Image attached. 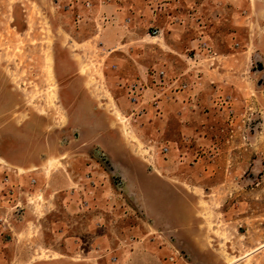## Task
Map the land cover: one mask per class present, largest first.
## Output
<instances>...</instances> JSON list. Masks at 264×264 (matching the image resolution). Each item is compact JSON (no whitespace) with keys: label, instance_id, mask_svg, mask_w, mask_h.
Masks as SVG:
<instances>
[{"label":"rangeland","instance_id":"374dc122","mask_svg":"<svg viewBox=\"0 0 264 264\" xmlns=\"http://www.w3.org/2000/svg\"><path fill=\"white\" fill-rule=\"evenodd\" d=\"M216 3L220 15L206 30L214 62L197 50L188 62L148 56L147 70L164 67L178 75L189 69L190 78L199 73L205 81L193 104L192 136L177 141L178 151L162 155L160 145L139 137L133 118L126 119L135 110L116 82L130 81L103 63L106 52L98 46L103 27L74 24L61 0H0V152L5 160L20 167L44 161L49 169H62L64 162L70 180L80 185V165L69 151H76L79 137L86 140L94 131L105 135L100 130L107 124L131 150L135 185L157 190L171 185L166 201L137 189L135 211L118 222L119 232L135 226L137 237L115 239L111 257L117 261L102 256L97 264H264V247L259 248L264 244V0ZM92 13L93 7H84L83 16ZM146 34L156 46L157 31ZM68 60L78 64L85 80L86 94L73 95L80 101L77 110L62 105L56 75ZM92 162L106 185H125ZM144 219L150 225L155 221L169 237L146 236Z\"/></svg>","mask_w":264,"mask_h":264},{"label":"crops","instance_id":"0c3cea01","mask_svg":"<svg viewBox=\"0 0 264 264\" xmlns=\"http://www.w3.org/2000/svg\"><path fill=\"white\" fill-rule=\"evenodd\" d=\"M61 1L66 13L73 14L74 24L87 23L94 30L103 27L98 43L106 52L103 63L112 65L114 71L121 70V77L128 81L145 78L150 55L178 62L192 60L191 52L196 50L198 40L210 39L206 31L209 22H215L220 15L217 0H157L160 9L155 12L143 0H87L93 7L90 18L83 16L87 1ZM149 29L158 33L156 46L148 43ZM181 46L185 48L180 51ZM187 71L189 69L178 74L193 83L187 92H175L174 98L169 100L145 95L135 113L127 115L126 119L133 118L139 137L160 145L158 151L168 147L169 153L176 152L177 141L192 136L193 104L205 81L199 73L190 78ZM56 75L62 82V105L79 109L80 101H73V95L86 94V91L78 64L68 60L66 69L57 71ZM122 82L119 79L117 86ZM100 118L103 119L104 114ZM105 125L100 130V134L105 132V135L98 136V131H94L91 138L79 137L76 151H69L80 165L77 175L80 185L70 180L64 162L62 169H49L44 161L20 167L8 163L0 152V264H97L102 256L109 261L114 258L116 262V258L111 257L117 247L114 240L137 237L135 226L122 228L121 232L118 228V222L130 219L129 214L136 209L140 198L137 189L140 188L141 193L146 189V194L168 200L171 185H159V190L135 185L131 150L119 131ZM99 154L109 161L110 174L121 177L125 185H106L104 178H98L94 186L88 185L84 175ZM124 158L130 159L131 164ZM165 172L173 177L171 171ZM115 194L121 198H116ZM81 201H85L86 208L80 206ZM140 224L146 226V236L169 237L165 230H159L155 221L150 225L144 219Z\"/></svg>","mask_w":264,"mask_h":264},{"label":"built area","instance_id":"2783aa9c","mask_svg":"<svg viewBox=\"0 0 264 264\" xmlns=\"http://www.w3.org/2000/svg\"><path fill=\"white\" fill-rule=\"evenodd\" d=\"M154 2V0L147 2L152 12L160 9L158 6V1L157 3ZM85 6L90 7L91 5L86 3ZM125 21L128 22L127 19ZM198 24L201 26L200 22H198ZM234 47H238V44H235ZM196 50L205 55L207 57L206 59L214 62L216 56L212 52L208 40L199 39ZM185 80L186 79L184 76L172 75L164 67H152L146 71L144 79L133 80L126 83L122 82L119 84V88L124 91L128 103L133 107H137V105L141 104L142 100H144V96L147 95V91H150V95L153 97L162 96L165 98V100L174 98L173 93L175 92H187L190 88V85L193 83H188ZM230 113H232V111H230ZM159 152L162 155H166L169 152V149L168 147H161ZM94 161L95 164H99L102 167V163H106L105 157L100 154L94 158ZM93 174H96V169L94 164H91L89 165L88 172L84 175L88 185L91 186L96 185L95 181L98 180L96 175L94 176ZM80 206L86 208L87 205L85 201H81ZM111 262H115V259L111 258Z\"/></svg>","mask_w":264,"mask_h":264},{"label":"water","instance_id":"95a60500","mask_svg":"<svg viewBox=\"0 0 264 264\" xmlns=\"http://www.w3.org/2000/svg\"><path fill=\"white\" fill-rule=\"evenodd\" d=\"M103 167L108 171V173H111V166L109 161L106 160V163H102Z\"/></svg>","mask_w":264,"mask_h":264},{"label":"bare ground","instance_id":"6f19581e","mask_svg":"<svg viewBox=\"0 0 264 264\" xmlns=\"http://www.w3.org/2000/svg\"><path fill=\"white\" fill-rule=\"evenodd\" d=\"M133 140H134V139H133ZM138 143H139V142H138ZM262 247H264V244H262L259 248H262ZM259 248H258V249H259ZM249 255H250V254L246 255L245 258H248ZM230 262H231V261H230ZM233 263H234V262H232V263H230V264H233Z\"/></svg>","mask_w":264,"mask_h":264}]
</instances>
